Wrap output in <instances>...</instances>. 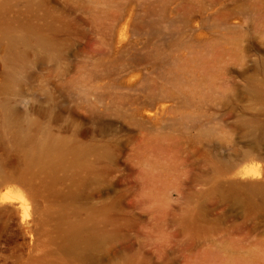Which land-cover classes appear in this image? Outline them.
I'll return each mask as SVG.
<instances>
[{
	"label": "rangeland",
	"instance_id": "374dc122",
	"mask_svg": "<svg viewBox=\"0 0 264 264\" xmlns=\"http://www.w3.org/2000/svg\"><path fill=\"white\" fill-rule=\"evenodd\" d=\"M258 182L264 0H0V264H264Z\"/></svg>",
	"mask_w": 264,
	"mask_h": 264
},
{
	"label": "bare ground",
	"instance_id": "6f19581e",
	"mask_svg": "<svg viewBox=\"0 0 264 264\" xmlns=\"http://www.w3.org/2000/svg\"><path fill=\"white\" fill-rule=\"evenodd\" d=\"M20 211H21L20 212L21 213L20 217H22V219H24V218H26L28 216L27 209L24 206L21 205V210Z\"/></svg>",
	"mask_w": 264,
	"mask_h": 264
},
{
	"label": "water",
	"instance_id": "95a60500",
	"mask_svg": "<svg viewBox=\"0 0 264 264\" xmlns=\"http://www.w3.org/2000/svg\"><path fill=\"white\" fill-rule=\"evenodd\" d=\"M251 183H254V182H251ZM258 184H260V185H264V182H258Z\"/></svg>",
	"mask_w": 264,
	"mask_h": 264
}]
</instances>
